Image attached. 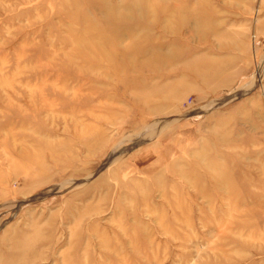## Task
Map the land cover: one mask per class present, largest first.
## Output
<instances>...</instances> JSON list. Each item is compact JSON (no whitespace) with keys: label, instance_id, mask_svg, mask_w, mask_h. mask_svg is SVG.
Segmentation results:
<instances>
[{"label":"rangeland","instance_id":"rangeland-1","mask_svg":"<svg viewBox=\"0 0 264 264\" xmlns=\"http://www.w3.org/2000/svg\"><path fill=\"white\" fill-rule=\"evenodd\" d=\"M0 264H264V0H0Z\"/></svg>","mask_w":264,"mask_h":264},{"label":"bare ground","instance_id":"bare-ground-1","mask_svg":"<svg viewBox=\"0 0 264 264\" xmlns=\"http://www.w3.org/2000/svg\"><path fill=\"white\" fill-rule=\"evenodd\" d=\"M139 6V5H138ZM153 139H155V135H149L148 136V138H147V140L149 141V140H153ZM116 147V146H115ZM182 162V161H181ZM90 179V178H89ZM84 180V179H83ZM87 180V179H86ZM83 182V181H82ZM56 187V186H55ZM55 189V188H54Z\"/></svg>","mask_w":264,"mask_h":264}]
</instances>
